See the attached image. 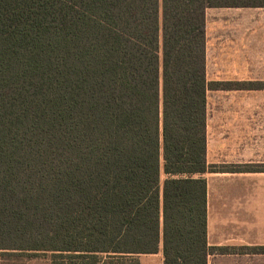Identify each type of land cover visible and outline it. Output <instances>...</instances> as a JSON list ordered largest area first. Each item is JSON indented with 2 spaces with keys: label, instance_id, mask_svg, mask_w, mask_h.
Segmentation results:
<instances>
[{
  "label": "trees",
  "instance_id": "trees-1",
  "mask_svg": "<svg viewBox=\"0 0 264 264\" xmlns=\"http://www.w3.org/2000/svg\"><path fill=\"white\" fill-rule=\"evenodd\" d=\"M235 7L264 0H0V251L209 264L206 11Z\"/></svg>",
  "mask_w": 264,
  "mask_h": 264
},
{
  "label": "crops",
  "instance_id": "crops-1",
  "mask_svg": "<svg viewBox=\"0 0 264 264\" xmlns=\"http://www.w3.org/2000/svg\"><path fill=\"white\" fill-rule=\"evenodd\" d=\"M209 264H264V7L206 11Z\"/></svg>",
  "mask_w": 264,
  "mask_h": 264
},
{
  "label": "rangeland",
  "instance_id": "rangeland-1",
  "mask_svg": "<svg viewBox=\"0 0 264 264\" xmlns=\"http://www.w3.org/2000/svg\"><path fill=\"white\" fill-rule=\"evenodd\" d=\"M229 167L216 168V170H225ZM166 176L162 175V181ZM143 264H162V254L143 255L140 257ZM50 254H32L20 251H0V264H51Z\"/></svg>",
  "mask_w": 264,
  "mask_h": 264
}]
</instances>
